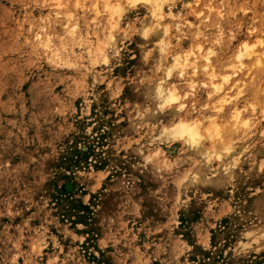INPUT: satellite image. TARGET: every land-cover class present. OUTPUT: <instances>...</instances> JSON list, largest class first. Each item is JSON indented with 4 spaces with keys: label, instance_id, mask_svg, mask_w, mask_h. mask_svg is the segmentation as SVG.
Here are the masks:
<instances>
[{
    "label": "rangeland",
    "instance_id": "1",
    "mask_svg": "<svg viewBox=\"0 0 264 264\" xmlns=\"http://www.w3.org/2000/svg\"><path fill=\"white\" fill-rule=\"evenodd\" d=\"M156 4L0 0V264H264V0Z\"/></svg>",
    "mask_w": 264,
    "mask_h": 264
},
{
    "label": "bare ground",
    "instance_id": "2",
    "mask_svg": "<svg viewBox=\"0 0 264 264\" xmlns=\"http://www.w3.org/2000/svg\"><path fill=\"white\" fill-rule=\"evenodd\" d=\"M130 1L143 3L149 7H152L153 10H156V6H157L156 1L157 0H130ZM242 51L245 52V51H247V49L245 48V50L244 49L241 50L236 55V60L239 62L240 65H244L243 60L246 57L245 53H247V52L244 53ZM211 54H212V49L210 48V46H207L204 48L202 53L199 55V58H198L199 65L197 66V69H196L197 76L195 75V77L198 78L200 76L207 75L209 77L208 79L210 80L209 83H203V87L205 86L206 88H204L205 90L202 93V97H201L200 101L202 103L203 102L207 103L208 100H216L217 99L215 102L213 101V103L221 104L220 101H221V98L223 97V89L224 88H223V84L221 82H217L215 80V78H216L215 77V71L212 67V64H211L212 62L210 60ZM249 55H251V54H249ZM174 62L177 63L178 60L175 59ZM166 73H167V71H166ZM168 75H169V73L167 74V76ZM182 83L185 86H189V84L192 83V80L187 81L186 79H182ZM229 86H231V85H229ZM176 92L172 88L168 87V84H167V87H165L162 84H155V86L150 90V92L148 94L150 96L149 98L151 99L150 101L152 102L154 110H161L164 106L171 104V103H174V102H177L179 99V95ZM184 121L183 122L180 121V122L176 123V125L174 127H172L171 129H168V130L165 129L164 131L160 132L159 138L162 140L163 139L167 140L168 138L170 139V138H174V137L184 136L188 139L187 143L189 144V146L192 147V145H193L192 142H195L197 137H200L199 132H198L199 126H200L199 121H195V120L194 121H187V122H184ZM160 139L158 141H160ZM184 142H183V144H184ZM188 148H190V147H188ZM202 148H201V150H202ZM201 150H198V153H201V155H202L200 157H206L207 154L205 152H207V151L202 150L203 152H201ZM191 152H193V151H191Z\"/></svg>",
    "mask_w": 264,
    "mask_h": 264
}]
</instances>
